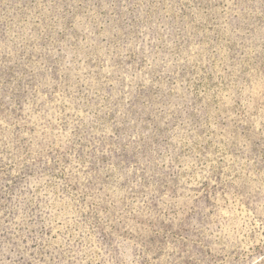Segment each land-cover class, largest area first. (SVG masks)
Wrapping results in <instances>:
<instances>
[{
    "label": "rangeland",
    "instance_id": "rangeland-1",
    "mask_svg": "<svg viewBox=\"0 0 264 264\" xmlns=\"http://www.w3.org/2000/svg\"><path fill=\"white\" fill-rule=\"evenodd\" d=\"M0 264H264V0H0Z\"/></svg>",
    "mask_w": 264,
    "mask_h": 264
}]
</instances>
